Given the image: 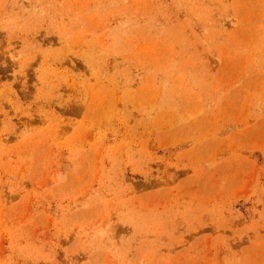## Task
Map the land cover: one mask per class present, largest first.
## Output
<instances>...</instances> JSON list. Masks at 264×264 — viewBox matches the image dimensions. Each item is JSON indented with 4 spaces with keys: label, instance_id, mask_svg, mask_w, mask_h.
<instances>
[{
    "label": "rangeland",
    "instance_id": "obj_1",
    "mask_svg": "<svg viewBox=\"0 0 264 264\" xmlns=\"http://www.w3.org/2000/svg\"><path fill=\"white\" fill-rule=\"evenodd\" d=\"M0 264H264V0H0Z\"/></svg>",
    "mask_w": 264,
    "mask_h": 264
}]
</instances>
